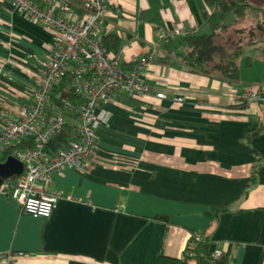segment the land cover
Returning <instances> with one entry per match:
<instances>
[{
	"label": "crops",
	"instance_id": "obj_1",
	"mask_svg": "<svg viewBox=\"0 0 264 264\" xmlns=\"http://www.w3.org/2000/svg\"><path fill=\"white\" fill-rule=\"evenodd\" d=\"M70 1L76 20L83 0ZM234 1L258 9L108 0L105 33L118 37L124 68L150 56L138 76L151 93H113L93 157L52 174L50 189L62 198L48 218L23 213L0 187V254L20 252L13 256L18 264H156L161 253L182 257L191 233L200 231L222 264H264V104L247 103L242 93L264 87V29L251 28L263 17L264 0ZM169 27L213 32V61L237 66V77L190 64L184 36L158 42ZM51 42L12 0H0L1 105L29 101Z\"/></svg>",
	"mask_w": 264,
	"mask_h": 264
},
{
	"label": "built area",
	"instance_id": "obj_2",
	"mask_svg": "<svg viewBox=\"0 0 264 264\" xmlns=\"http://www.w3.org/2000/svg\"><path fill=\"white\" fill-rule=\"evenodd\" d=\"M12 5L51 33L52 42L37 68L29 101L16 109L0 104V163L10 156L22 163V171L3 179L0 187L23 213L48 218L62 198L60 192L50 189L52 174L82 168L83 161L93 157L96 129L110 120L108 103L113 93L123 90L137 97L151 93L138 76L150 56L124 68L122 46L107 50L103 20L108 0H83L76 20L69 18L74 5L70 0H48L46 6L36 0H12ZM186 34L184 28L169 27L159 33L158 42ZM242 93L247 103L264 104V87H245ZM154 96L165 98L163 92ZM173 101L183 99L175 96ZM66 123L73 126V138L66 146L56 148L53 140ZM202 238L200 231L191 234L188 257L194 256ZM16 254L21 253L0 254L3 264H18L13 259ZM221 255L217 250L211 252L214 258Z\"/></svg>",
	"mask_w": 264,
	"mask_h": 264
},
{
	"label": "trees",
	"instance_id": "obj_3",
	"mask_svg": "<svg viewBox=\"0 0 264 264\" xmlns=\"http://www.w3.org/2000/svg\"><path fill=\"white\" fill-rule=\"evenodd\" d=\"M209 4H220L224 10H235L242 13L245 8H254L249 3H237L234 0H206ZM261 20L257 21L254 25L257 26V30L264 29V9ZM210 21H213L210 18ZM216 26V23H214ZM217 27V26H216ZM116 35L106 34L103 36V43L108 51H114L119 45V40ZM186 43V57L190 64L195 66L197 69L206 74H214L218 76H223L227 78H236L237 77V66L232 63H227L223 61L215 62L213 61V53L217 48V45L214 42L213 32L210 34H198V35H184ZM242 106V105H241ZM73 126L70 123H66L62 133L53 140L54 147H63L66 146L70 139L73 138ZM258 133L253 131L248 134L250 136ZM218 210H224V207H218ZM192 234V233H191ZM212 250L210 249V242L206 236L198 242L194 256L188 257L185 253L182 257H171L164 254H160L157 258L156 264H191L194 261L196 264H222L224 262V257H212Z\"/></svg>",
	"mask_w": 264,
	"mask_h": 264
},
{
	"label": "water",
	"instance_id": "obj_4",
	"mask_svg": "<svg viewBox=\"0 0 264 264\" xmlns=\"http://www.w3.org/2000/svg\"><path fill=\"white\" fill-rule=\"evenodd\" d=\"M22 171V163L14 157H8L4 162L0 163V177L17 175Z\"/></svg>",
	"mask_w": 264,
	"mask_h": 264
},
{
	"label": "rangeland",
	"instance_id": "obj_5",
	"mask_svg": "<svg viewBox=\"0 0 264 264\" xmlns=\"http://www.w3.org/2000/svg\"><path fill=\"white\" fill-rule=\"evenodd\" d=\"M255 24H256V23H255ZM255 24H254V25H255ZM254 25L251 27L252 29L257 28V27H255ZM262 39H264V36L262 37ZM252 50H254V49H252ZM252 50H251V51H252ZM259 53H260V52H259ZM259 53L255 52V51H252L250 54H253V55L258 54V55H259Z\"/></svg>",
	"mask_w": 264,
	"mask_h": 264
}]
</instances>
